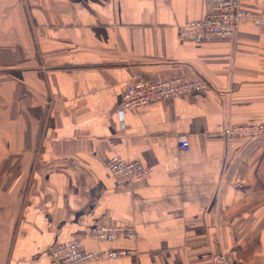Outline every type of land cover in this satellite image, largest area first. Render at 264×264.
<instances>
[{"label": "crops", "instance_id": "obj_1", "mask_svg": "<svg viewBox=\"0 0 264 264\" xmlns=\"http://www.w3.org/2000/svg\"><path fill=\"white\" fill-rule=\"evenodd\" d=\"M264 14V0H242ZM209 0H0V264H54L57 245L127 254L88 264H264V32L181 41ZM136 75L202 93L121 113ZM189 137L191 150L177 145ZM151 172L119 185L107 161ZM128 226L134 239L89 238Z\"/></svg>", "mask_w": 264, "mask_h": 264}, {"label": "built area", "instance_id": "obj_2", "mask_svg": "<svg viewBox=\"0 0 264 264\" xmlns=\"http://www.w3.org/2000/svg\"><path fill=\"white\" fill-rule=\"evenodd\" d=\"M241 1L209 0L210 13L203 19L186 23L179 32V39L197 42L232 39L236 36L239 27L247 22L253 23L264 32V14L246 11ZM208 87V82L202 78L189 81L175 76L152 80L143 75H136L124 93L121 113L194 93H202ZM223 134L228 143L234 142L237 138H260L264 137V124L228 126ZM177 145L184 153H189L191 150L190 140L186 135L177 138ZM107 166L119 185L133 183L151 172V167L146 163L128 162L119 157L109 159ZM119 237L134 239L135 231L128 226H98L89 235V238L98 242H110ZM125 254H127L126 251L89 252L80 241L74 240L57 245L52 253V259L54 264H88ZM214 262L215 264H231L224 254L216 255Z\"/></svg>", "mask_w": 264, "mask_h": 264}]
</instances>
